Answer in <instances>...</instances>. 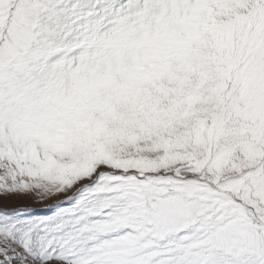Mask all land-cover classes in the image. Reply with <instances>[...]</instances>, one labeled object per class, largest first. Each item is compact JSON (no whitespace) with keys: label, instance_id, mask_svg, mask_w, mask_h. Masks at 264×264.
<instances>
[{"label":"snow or ice","instance_id":"obj_1","mask_svg":"<svg viewBox=\"0 0 264 264\" xmlns=\"http://www.w3.org/2000/svg\"><path fill=\"white\" fill-rule=\"evenodd\" d=\"M0 264H264V0H0Z\"/></svg>","mask_w":264,"mask_h":264},{"label":"rangeland","instance_id":"obj_2","mask_svg":"<svg viewBox=\"0 0 264 264\" xmlns=\"http://www.w3.org/2000/svg\"><path fill=\"white\" fill-rule=\"evenodd\" d=\"M7 202L10 204H15V203L28 204V205L33 206L36 209L41 210V212H43V210L45 209V205L51 204L52 200L38 202L29 197H10L8 198Z\"/></svg>","mask_w":264,"mask_h":264}]
</instances>
